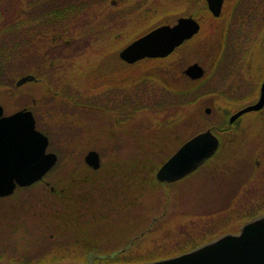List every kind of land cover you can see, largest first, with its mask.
Listing matches in <instances>:
<instances>
[{
    "label": "rangeland",
    "instance_id": "374dc122",
    "mask_svg": "<svg viewBox=\"0 0 264 264\" xmlns=\"http://www.w3.org/2000/svg\"><path fill=\"white\" fill-rule=\"evenodd\" d=\"M194 3L191 2L192 7ZM233 8L234 2L230 0L222 20H208L201 40H196L198 43L190 52L180 51L182 62H177V71L173 70L174 66L158 62L148 70L167 78L174 86L190 84L191 79L182 71L197 61L205 68L204 77H207L218 55L221 30H229L228 39L235 41V47H231L234 65L224 70L219 79L209 77V92L200 98L199 105L183 107V114L174 118L149 107L135 111L134 81L143 78L145 67L152 62L127 66L116 56H105L111 47L110 41L107 45L105 37L102 38L105 33L93 40L79 39L74 45H67V53L74 46L80 47V53L74 60L72 54H66L61 72L46 74L43 82L29 83L27 88L24 84L14 88L15 97L4 100L7 111L35 109L39 128L53 135L49 137L53 148L67 152L59 155L48 147L61 156L56 167L43 181L17 188L10 196L0 199V264L80 263L88 259L92 262L96 253L122 257L103 262L146 261L181 253L200 240L238 232L245 222L264 214V108L243 115L241 124L246 128L239 123L227 132L218 131L226 143L218 156L196 173L161 189L153 179L162 163H158L159 156L155 155L159 148L168 147L166 155H170L186 138L218 122L222 112L216 110L217 106L229 109V119L236 109L254 102L264 72V51L260 39L252 33L254 29L260 33L263 25L258 17L235 23ZM104 11L89 13L102 16L96 25L98 32L105 28ZM158 22L159 19L139 24L129 22L133 30L121 42L113 39L115 48ZM82 32L85 37L90 36L88 27ZM256 43L250 69V65L238 62L242 54L239 49H251ZM2 57L7 61L6 55L1 54L0 60ZM97 63L103 70L118 68L115 71L119 72L117 79L123 82L124 95L117 98L113 94L115 90L111 94L103 85L93 86L97 80L94 67ZM10 67L9 72H15L16 77L34 68L24 57L16 62V70ZM242 70L251 77L250 84L244 81L247 78ZM70 84L84 88L79 91L83 95L81 100L89 103L72 105L69 101L68 105L64 89ZM26 89H31V93L27 95ZM118 92L121 94L119 89ZM225 100L232 104L226 105ZM206 107L211 108L210 113L205 111ZM65 115L74 119V127L70 129L81 136L69 144L62 132L69 131L64 125L68 124L63 121ZM70 148L75 149L74 153L66 150ZM90 149L100 153L101 164L97 169L89 168L84 162ZM153 218L157 220L153 222ZM143 230L144 234L131 245V240Z\"/></svg>",
    "mask_w": 264,
    "mask_h": 264
},
{
    "label": "flooded vegetation",
    "instance_id": "af4514ba",
    "mask_svg": "<svg viewBox=\"0 0 264 264\" xmlns=\"http://www.w3.org/2000/svg\"><path fill=\"white\" fill-rule=\"evenodd\" d=\"M232 1L234 2L233 18L235 23H238V21L242 23V21L250 20L254 17H258L260 22H262L263 27L260 33L259 30L254 29L253 33L255 32V34L252 33V36L254 35L253 37L260 39L258 42L263 46L264 51V0ZM191 2H195L193 7V3L191 4ZM146 3L148 5L147 7ZM195 4L197 7H194ZM161 6L165 10L160 9L158 11ZM229 6L230 0H223L221 13L218 17H215L208 7L207 0H0V55L7 56V61L4 58L0 60V104L3 106L4 114L15 112L7 111L4 102V100L8 101L15 97L14 88L23 84L27 88L29 83L38 84L43 82L44 77L47 76L46 74L51 75L59 71L61 72L64 69V56L66 54H72L73 56L70 57L74 60V57L80 53L78 52L80 48L78 46H74L71 52L67 53L66 50L69 48H66V46L74 45L79 39L86 41L93 40L96 36L105 33L102 38L105 37L103 40L106 41L107 45L108 41H110L111 45L105 53V56H116L121 63L128 66L129 63L120 57V51L129 41L115 48L113 39H120L121 42L130 34L133 29H130L129 22L139 24L141 22H153L159 19L158 23L149 26L142 33L131 39L134 40L157 26L174 24L183 16H193L200 22V31L190 39L185 40L177 48V53H180L184 49L190 52L194 45L198 43L197 41L201 40L199 38L205 35L207 31L205 30L207 20L210 18L222 20ZM103 9H105V28L99 29L98 32L96 25L100 22L102 16L101 14L90 15L89 13L95 12L96 10L103 11ZM206 14L208 18L205 20ZM235 26L238 27L236 24ZM86 27L90 29L89 37H85L82 32ZM238 30L242 31L240 27H238ZM256 45L257 43L251 49L250 47L240 48L239 52L242 54H239L238 62H244L245 65H250L251 69L253 62L252 55L256 49ZM76 51L78 53L75 54L74 52ZM244 51H247L248 54H244ZM20 57H24L25 60L27 59L28 63L34 66V68L16 77V73H10L9 69H11L10 66H13L14 70H16V62ZM50 63L53 64L51 67L49 65ZM97 65L98 63L94 65L97 80L93 86L100 87L103 85V88H107L110 93L115 90L113 94L117 98L120 95H124L123 93L125 91L122 89L123 82L117 79L119 72L115 71L118 68L115 70H103L102 65L100 67ZM26 76L32 77L23 82H19ZM243 77L247 78L243 80L248 84L251 77L247 76L245 71H243ZM263 80L264 72L256 90L257 93L254 94L252 99L254 102L260 97ZM57 81L59 82V78ZM118 89L121 91V94L118 92ZM30 90H25L27 95L31 93ZM23 108L28 109L27 107ZM20 109L22 108L17 110ZM30 110L35 115V109ZM241 120L242 118H238L236 124L240 123L241 127L246 128V126L241 124ZM238 131L241 133L242 128H239ZM220 132L224 131L220 129ZM84 162L89 168L94 169L85 160ZM259 162V160H256V164H259ZM93 261H96V257H94Z\"/></svg>",
    "mask_w": 264,
    "mask_h": 264
},
{
    "label": "water",
    "instance_id": "95a60500",
    "mask_svg": "<svg viewBox=\"0 0 264 264\" xmlns=\"http://www.w3.org/2000/svg\"><path fill=\"white\" fill-rule=\"evenodd\" d=\"M211 13L218 17L223 0H207ZM201 25L193 16L180 17L174 24H163L134 39L120 51V57L128 63L143 58H159L170 55L185 40L200 31ZM184 72L191 79H199L204 67L198 62L189 64ZM26 76L19 82L30 79ZM264 106V80L260 97L234 112L229 122L242 114L259 110ZM207 113L211 112L206 107ZM48 136L36 127L31 110L21 109L4 115L0 104V198L11 195L16 186H27L42 179L57 162L58 155L48 151ZM220 138L210 127L184 141L157 169L160 182H175L189 175L217 151ZM93 168L100 166V153L91 149L85 155ZM41 264H78L68 262H44ZM92 264V263H89ZM131 264H264V215L245 223L237 234H224L193 250L176 256L150 262Z\"/></svg>",
    "mask_w": 264,
    "mask_h": 264
},
{
    "label": "trees",
    "instance_id": "16d2710c",
    "mask_svg": "<svg viewBox=\"0 0 264 264\" xmlns=\"http://www.w3.org/2000/svg\"><path fill=\"white\" fill-rule=\"evenodd\" d=\"M230 27V25H229ZM211 29V27H210ZM209 29V30H210ZM206 30V29H205ZM211 31V30H210ZM229 31V30H227ZM232 46L235 47V41L233 40H229L228 39V32L225 34L224 39L221 41L220 47L218 49V55L215 59V62L213 63V67L211 72L207 75V77H203L205 78L203 81V78L198 79V80H191L190 84H184L181 86H174L173 84H170V82L167 81V78L161 77L159 74L157 73H149V69L154 65H157L158 63L164 64L168 66L173 67V70L177 71L178 65L176 66L177 62H182L179 61L182 59V56L177 53V51L173 54H171L169 57L164 58V59H157L154 61H151V64H148L145 67V72L143 74V78L139 79L137 81H134L133 86H135L134 88L137 89L136 92V96L133 94V97L137 100L136 104H135V111H137V108L140 109L141 107H145V108H152L156 111H158L159 114H164L166 117L168 118H174L176 116H178L179 114H183V107L187 106V105H191L192 107L195 108V106L199 105L200 103V98L205 95L207 92H209V87H207V79H209V77H215L217 79L220 78L221 75L225 74V71L227 68H231L232 65H234V62L232 60ZM3 59V57H2ZM167 60V61H166ZM157 67V66H156ZM73 70V69H72ZM148 71V72H147ZM173 71V72H175ZM147 72V73H146ZM183 72V71H182ZM223 73V74H222ZM183 74V73H181ZM184 75V74H183ZM75 84V83H74ZM132 85H129V87L131 88ZM78 87V85H77ZM83 87V86H81ZM84 90V88H76L75 86H73V84L68 85L65 89H64V96L66 97V99L68 100V105H69V101L71 102V104L73 105L74 103H89V102H84L81 100V97H83L82 93L79 91ZM85 90H87L85 88ZM90 90V89H89ZM138 90H141L138 91ZM85 92V91H84ZM83 92V93H84ZM223 93L226 96H229L227 92L223 91ZM80 96V97H79ZM85 98V97H84ZM224 99V98H223ZM226 105L232 104L229 101L225 100ZM67 105V103H65ZM219 109L220 112H222L221 114V118L218 122L216 123H212L210 124L212 129L216 132H218L220 129H222L224 132L230 130L233 128L235 123L230 124L228 122L227 116L229 115L230 111L229 109H226L225 107H216V110ZM69 115H65L63 118V121L65 123L68 124H64L67 125L68 127H66L67 130H62L63 134L65 135L64 137H67L68 139V144L69 142H73V140H75L78 136L81 137L78 133V136H76L75 134L77 133H73L72 129L74 124V119L72 117H67ZM120 119V118H119ZM67 121V122H66ZM62 128V126H61ZM44 132L48 133L49 137L53 138L52 134L48 132V130L46 129H42ZM50 138V139H51ZM222 138V146L224 145V142L226 143V140H224L223 136H221ZM228 142V141H227ZM233 143V141H231ZM230 143V142H228ZM231 143V144H232ZM53 143L50 142L49 147L53 148ZM79 146V145H78ZM73 147V146H72ZM168 147L162 148L157 151H159L158 153H155V155H157V157L159 156V161L158 163H160L161 161L163 162L167 155V149ZM55 149V148H53ZM74 148H70V149H66L70 152H73ZM169 149V148H168ZM57 153L59 155H61L62 151L65 153L67 151L65 150H57ZM74 153V152H73ZM61 157V156H59ZM60 161V158L58 160V163ZM145 161V160H144ZM149 161H151V159H149ZM151 165V164H150ZM156 166V165H155ZM56 167V166H55ZM52 171V170H51ZM155 178V176L153 177V179ZM155 183L158 185V187H162V185L156 180V178L154 179ZM254 215V214H253ZM203 242V240L199 241V242H195L193 245L190 246V248H186V250H189L191 248H193L194 246H196L197 244ZM57 257H61L63 258L64 256H57ZM67 257V256H65ZM127 259H130L129 257L125 256ZM122 257L117 255L115 258L111 259V260H120ZM136 261V260H133ZM42 262V261H41ZM112 262V261H110ZM126 262H128V260H126ZM32 263V262H31ZM39 261H34L33 264H39ZM22 264H29L23 262Z\"/></svg>",
    "mask_w": 264,
    "mask_h": 264
}]
</instances>
